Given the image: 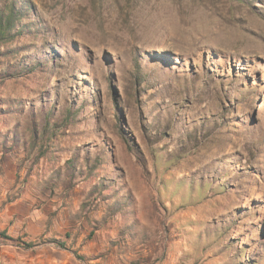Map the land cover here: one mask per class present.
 <instances>
[{"label":"rangeland","instance_id":"1","mask_svg":"<svg viewBox=\"0 0 264 264\" xmlns=\"http://www.w3.org/2000/svg\"><path fill=\"white\" fill-rule=\"evenodd\" d=\"M13 7L0 264H264V0Z\"/></svg>","mask_w":264,"mask_h":264},{"label":"trees","instance_id":"2","mask_svg":"<svg viewBox=\"0 0 264 264\" xmlns=\"http://www.w3.org/2000/svg\"><path fill=\"white\" fill-rule=\"evenodd\" d=\"M15 8H9L8 11L5 9H1L0 10V44H4V43H8V42H12L14 37H15V33H18V31L16 30L17 27V23H18V18H17V12H15ZM55 129L59 128L56 127L55 124H53ZM51 127L49 124H47L43 130L42 136L40 139H44V137L46 136V134H50ZM49 142L51 143V139H47L45 141H43V146L42 148V156H44V154L48 153V152H52L50 146L46 143ZM99 160V158L97 159ZM100 167V163L95 162L94 166L90 165L87 166V171L91 173L97 168ZM93 170V171H92ZM90 173V175H91ZM4 234V233H2ZM27 247H31L32 244L28 243L26 245ZM60 246H63L62 244H60Z\"/></svg>","mask_w":264,"mask_h":264}]
</instances>
